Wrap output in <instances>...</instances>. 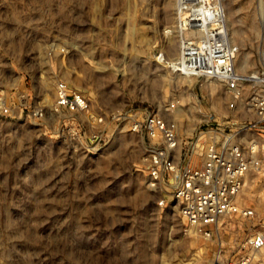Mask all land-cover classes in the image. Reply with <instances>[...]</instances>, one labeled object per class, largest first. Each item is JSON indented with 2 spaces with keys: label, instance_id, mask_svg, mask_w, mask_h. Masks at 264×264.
I'll return each mask as SVG.
<instances>
[{
  "label": "rangeland",
  "instance_id": "374dc122",
  "mask_svg": "<svg viewBox=\"0 0 264 264\" xmlns=\"http://www.w3.org/2000/svg\"><path fill=\"white\" fill-rule=\"evenodd\" d=\"M178 2L0 0V97L26 99L32 88L35 102L49 107L56 82L66 79L94 111L132 113L89 152L56 137V116L35 124L0 112V264H213L262 229L229 218L221 237L207 242L178 209L158 205L160 194L136 169L147 147L125 128L129 120L158 111L175 94L190 101L189 118L204 119L194 98L199 86L162 61L180 52ZM222 4L232 36L254 52L264 38V0ZM244 196L264 216V171L251 177ZM252 264H264V250Z\"/></svg>",
  "mask_w": 264,
  "mask_h": 264
},
{
  "label": "built area",
  "instance_id": "2783aa9c",
  "mask_svg": "<svg viewBox=\"0 0 264 264\" xmlns=\"http://www.w3.org/2000/svg\"><path fill=\"white\" fill-rule=\"evenodd\" d=\"M178 3L180 52L176 60L162 61L178 78L199 86L202 93L194 98L204 119L189 118L190 101L175 94L158 111L129 120L125 128L147 147L136 169L160 194L158 205L178 209L188 230L207 242L221 237L229 218L261 224L237 254L213 263L252 264L255 253L264 250V216L244 192L251 177L264 171V38L249 52L232 36L222 0ZM251 55L252 64L242 69ZM27 90L26 99L0 97V112L13 119L26 115L35 124L56 116V137L89 152L107 142L110 125L132 115L94 111L89 96L66 79L56 82L49 107L38 105L34 89Z\"/></svg>",
  "mask_w": 264,
  "mask_h": 264
},
{
  "label": "bare ground",
  "instance_id": "6f19581e",
  "mask_svg": "<svg viewBox=\"0 0 264 264\" xmlns=\"http://www.w3.org/2000/svg\"><path fill=\"white\" fill-rule=\"evenodd\" d=\"M253 31L258 32L259 30L256 28V26H253ZM259 34V33H258ZM249 56H246L244 61L242 62V69H246L247 67H249Z\"/></svg>",
  "mask_w": 264,
  "mask_h": 264
}]
</instances>
